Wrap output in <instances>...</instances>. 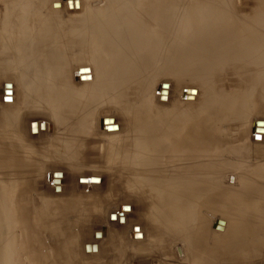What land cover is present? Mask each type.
Instances as JSON below:
<instances>
[{
  "label": "bare ground",
  "instance_id": "obj_1",
  "mask_svg": "<svg viewBox=\"0 0 264 264\" xmlns=\"http://www.w3.org/2000/svg\"><path fill=\"white\" fill-rule=\"evenodd\" d=\"M0 1V6L3 5L0 64L9 73V80L5 83L12 85V88L5 87L12 91V94L11 91L5 92L11 94L9 98L12 100L8 102L12 105H9L10 113L5 118L13 117L14 120L16 112L13 110L22 107L20 103L23 99L33 111L39 109L44 117L59 125L51 136L54 144L50 146L54 145L58 153L63 151V155L52 156L58 165L48 177L50 184L62 190L65 172L70 170L68 166H76L78 160H83L81 154L90 136L102 137L105 123L116 119L117 115L120 120L128 117L125 119L126 125L120 128V139L108 142L111 153L107 161H119L125 168L140 166L139 172L132 175L133 179L127 183L125 192L136 200L146 199L144 209L147 213L150 210L147 221L155 225L153 231L157 230L153 232L156 235L149 234V238L163 237L167 233L170 242L183 240L188 255L177 264H251L249 259L239 256L245 249H240L237 242L248 236L243 226L244 211H257L259 221L264 222V216H261L264 214V183L253 180L244 170H240L241 163L236 162L249 148L224 143L223 129L220 130L217 125L220 123L209 114H195L193 109H165L168 103L161 102L160 97H164L162 94L165 93L169 102L172 86L167 80L161 82L160 89H157L160 107L156 108L153 104L156 97L153 87L161 67L163 74H184L197 79L205 87H202L205 94L209 95L216 85L214 77L217 72L232 68L238 62L254 65L256 55L264 54V0L258 2L259 12L252 16L238 15L235 7L230 6L231 0H178L184 2L182 6L187 10L178 7L177 0H85L86 4L82 2L78 8L83 10L87 7L88 12L84 13L76 27L68 25V29L76 30L74 32L63 30L69 20L58 18L60 8H54L55 3H60L63 9L65 0ZM93 1L105 5L96 11ZM258 33L263 35L259 37L262 40L259 43L256 39ZM78 48L84 53L75 57ZM3 60L8 61L4 63ZM88 68L89 71L86 70ZM147 68H156V73H152L149 81L139 83V77L146 73ZM249 76L243 78L250 79ZM162 84L168 86L161 87ZM252 91L251 85L245 86L243 91L232 90L235 96L246 97L248 101ZM101 106L109 107L103 116H99L97 110ZM204 106L207 105L200 106L198 110ZM3 113L0 114V128L4 123ZM129 115L134 118L131 119ZM98 117L107 118L101 120V127L97 125ZM34 122L37 120L29 122L30 133L33 130L41 133L52 128V122L46 119L40 120L44 122L45 130L41 129L40 122L36 127ZM12 124L15 127L20 125L16 119ZM261 128H257L260 133ZM103 130L107 131V128ZM5 140L8 143V139ZM6 141H2L3 144ZM12 149H16L15 146L9 145L8 151ZM234 171L239 172L237 180L225 187L226 173ZM57 178L61 183L55 182ZM18 180L5 178V175L0 177V264H39L41 261L42 264H92L95 251L87 250L75 238L77 233L72 235L73 232H66L61 228L62 224L61 229L51 228V233L47 232L49 235L44 239V214L47 216L51 212L49 216L54 217L59 212L75 210L79 218L86 217L94 213V207H97L95 202L100 199L97 196L101 193H96L97 196L89 199L88 203L83 199L78 201L79 196L74 206L69 207L67 190H58L57 195L49 196L48 200L47 195H43L41 204L45 209L42 210L37 205L32 206V198L20 185L22 181ZM97 188L92 185V189H88L82 197L89 198L92 190ZM128 206L132 205L126 202L120 209L108 214L109 233L105 227L98 234L94 230L93 237L99 244L105 245L112 240V250L121 247L126 226L129 225ZM223 213L228 219L225 233L211 232L210 218L214 216L217 221V217L223 216ZM113 214H116L117 221ZM122 216L126 218L124 224L119 221ZM52 221L56 222L54 219ZM52 221L48 223L55 226ZM115 225L120 229L113 228ZM83 232H79L80 235ZM259 233L263 235L262 231ZM84 238H87L86 234ZM254 245L253 242L251 246ZM177 250L182 256V248L178 247ZM202 251L207 255L203 256Z\"/></svg>",
  "mask_w": 264,
  "mask_h": 264
},
{
  "label": "rangeland",
  "instance_id": "obj_2",
  "mask_svg": "<svg viewBox=\"0 0 264 264\" xmlns=\"http://www.w3.org/2000/svg\"><path fill=\"white\" fill-rule=\"evenodd\" d=\"M180 1H178V2L182 3V4L179 5L178 2H176V5H178V7H180V8H182V7L185 8V6H182V5H184V2H183L184 0L182 2H180ZM194 1L196 2L198 0H194ZM259 1L260 0H231L230 6H232L233 9L235 7L234 10L238 15H240V14L241 15H245V14L250 15L251 14V16H252L253 13L255 14L256 12H259V10H257V8L259 6V3H258ZM63 2H65L64 5L67 6V7L64 6L63 9H61L62 7H61L60 3H55V5H54V8H57L58 6L60 8L59 9L60 12L57 15V17L64 19V20L65 19L69 20L68 23L66 25H64L63 30H66L68 32H74L76 30H72L71 28H70L71 30L68 29L69 28L68 25L70 27L72 25L74 27H76L77 23H80V21L83 18L82 16H84L88 12V8L85 7L83 10H80L78 8V5L82 2H85V4H86V1L85 0H65ZM0 3L2 4L1 1H0ZM93 3L95 4V5H93V8L95 6L96 11L100 10L105 5V3H103V2L100 3V2L93 1L92 4ZM256 4H258V5H256ZM1 6H0L1 7L0 8V27L2 25V18H3V15H2L3 14L2 13L3 12V5H1ZM255 6H257V7H255ZM49 9H51V6H49ZM258 9H260V7ZM61 30L62 29H59V31H61ZM255 36H257V34ZM261 36H263V35L262 34L259 35V33H258V36L256 39H258L259 41L258 40H255V41H258V43H259L261 40L260 39ZM68 42L71 43L72 40L69 39ZM69 43H68V45H69ZM79 48H80V46H79ZM83 53L84 52L79 49L76 52L75 57H80L83 55ZM67 54L69 57V55H70L69 52H67ZM256 56H257V60H256L254 65L249 64V63H244V62L243 63L238 62V65L232 66V68H226L221 72H217L216 76L214 77L216 79L214 81V83H216V85L211 88V94H209V95L205 94V90L203 89L205 87H203L201 85V83L197 81V79H195V78L191 79V76L184 75V74H172V73H164L163 74L162 69L160 67L158 69L160 72V75L157 76L154 87H153V90L156 94L155 95L156 97L154 99L153 104L156 106V108L160 107L159 103L157 102L158 101V94H157L158 90L157 89H160L159 85L161 84V82H164L166 80L169 81L171 86H172L171 95H170V99L172 98V100L169 99V102H168L167 97H165V95H164L165 93L162 94L164 97H160L161 102L165 101V103H168V104H166L165 109H167L169 111H187L188 109L189 110L193 109V113H195V114H197V112H200L198 114H202L204 116H207L209 114L208 116H211L212 118L214 117L215 119H217L218 123H220V124H217L219 129L220 130L223 129L222 135L224 136L223 137L224 143H226V144L227 143L228 144L233 143L234 146L235 145L238 147L242 146V148L246 147V149L249 148L248 150H244L243 156L238 157L236 160L237 164L241 163L240 170L241 171L244 170L245 173L249 174L252 178H254L253 180L257 181L260 184H263L264 183V134H263L264 128H261V126H264V54H258ZM7 61L8 60H3L4 63ZM0 63H1V61H0ZM86 70L89 71V68ZM82 71H83V69L81 70V72ZM237 71H239V72H237ZM152 73L153 74L156 73V68L155 69L147 68L146 73H143L139 77L138 82L141 83L142 81H146V82H147V80L149 81L150 77L152 76ZM244 76H246V77L249 76L250 79H247L248 77L243 78ZM173 77H174V79H173ZM7 80H9V73L7 70H5L3 68V65L0 64V114H2L4 112L3 113L4 114V123L2 124V127L0 128V136H1V139L3 138L2 141H6L5 139H8V143H7V141H6V143H4L6 145H4L0 139V142L2 143V144L0 143V154H1L0 155V161H1V163H0V177H4V175H5V178H12L15 180L19 179L20 181H22L20 183V185L22 186V188L24 187V189L25 188L27 189V190L25 189V191L28 193V196L30 198H32V200H31L32 206L37 205L41 209L42 208L45 209L44 204H41V203H43L41 200L43 195H44V197L47 195L46 200H48V199H50L49 196H54V195H57L56 193H58L59 191L67 190V193L69 194L68 195L69 198H68L67 202H68L69 207H72L77 202L76 198H78L79 196L81 198H79L78 201H80V199H83L84 202L86 201L88 203L89 199L92 200L93 196H97L96 193H101L100 194L101 196L100 195L97 196L98 199L99 198L100 199H99V201L95 202V204H97V207H94V213H90L86 217L84 215V216H81L82 218H79L77 216V213L75 210L74 211L73 210H67L66 212H63V213L59 212L54 217L49 216L51 212H49V214L47 216H46V214H44V219L46 220L48 218L46 221L44 220V224H45L44 225L45 226L44 227V231H45L44 232V239L46 237H48L49 233H51V231L53 229L60 228L61 227L60 224H62L63 226L61 228L64 229L66 232H68V233L73 232L72 235H74L75 232L77 233L78 237H76L77 235L75 234V238H77L79 241H81L80 243L84 247H86L87 250H90L93 252L95 251L93 253L94 259L91 262L92 264H95L97 261H98L97 262V264H98L100 261H102V259H104L106 257L109 258L107 260V262L105 260V261H102L101 264H114V263L125 264L127 262L128 263L132 262L131 264H177L180 262V260H183L184 258H186V256L188 254L186 253V251L184 249L185 245H183L184 244L183 240H181V239L175 240L174 239V240H171V242H170V239L167 238V237H169V235L167 233L165 235H163V237H159L158 236L159 234H158L157 235L158 237L156 236L157 238L150 239L151 238L150 235L153 234L155 236L156 235L155 233L157 230L153 231L152 229H155V227H154L155 225L153 226L151 221L150 222L147 221V220H149V211L150 210L147 213L146 209H144L147 206V202L144 203L146 201V199H139V200L137 199L136 200V198L134 199L130 194L125 192L127 183L131 182V179H133L132 175H135L136 172H139L140 166H138V167L129 166L128 168H125L126 166L121 164L119 161H116V162H112L111 160L107 161V159L109 158L110 153H111V145H109L108 142L112 141V140H119L120 139V137H119L120 128L125 123H127V120H125V119H129L127 116H126L127 118L124 117L125 119L122 118L125 121L120 120L119 115H117V116L115 115L116 119L107 121L108 123L106 122L104 127H103V129L107 128V131H104L101 128L102 131L104 132V135L102 137L101 136H90V138L87 140L89 143L86 142L87 146H85L83 148V152L81 154V156L82 155L84 156V157L82 156L83 158L81 157L83 160L81 159L82 161L78 160L79 162L78 163L76 162L77 163L76 166L74 165L76 168L74 166L72 167L71 165H70V167L68 166V168L71 170V172H70V170L65 172V179L66 180H64V183H63L64 188L62 190L60 188L56 189L54 186H52L50 184V182L48 180L50 178H48V177L52 173V171L56 168V166L58 165L57 163H55L56 161H54V158L57 156L63 155V154H61L63 151H60V153H58L55 151L54 145L50 146V145L54 144L51 136L54 135V133H55L54 131L56 130L57 126H59V125L58 124L56 125V123L54 121H50V119H48L46 116H45L46 117L45 118L44 114L39 109H37V110L34 109V111H33V109H31L30 106L27 105V102L23 101V99H22L21 103L19 100H16V102H18V104L20 103V105L22 107H19V108L16 107V109L13 110L14 112H16L14 120H13V117L12 118L11 117L5 118V116L8 113H10L9 112V105H12V104H8V102H10V103L12 102L11 98H9V97H11L10 95L12 94V91H11L12 85L5 83ZM192 80H195V81H192ZM248 80H250V81H248ZM3 84H4V86H2ZM163 85L168 86V84H162L161 87H163ZM250 85L254 90V92L252 91V94H251L252 96H250V99L253 100L254 102L253 101L250 102V99L248 101V99L246 97H237L232 92V90L238 91V92L241 90L243 91L245 86H250ZM7 86H11V88L10 89L6 88L7 89L6 90L5 87H7ZM224 87H225V89H223ZM259 90H260V92H259ZM8 91H11V94L5 93ZM212 91L213 92L215 91V92L213 93ZM257 92H259L261 94H258ZM4 94H5V97H3ZM16 94H19V91H18V93L16 91ZM253 94L255 96H253ZM251 97H253V99ZM232 98H236V99H232ZM207 99H210V100H207ZM227 100H229V101H227ZM243 100L245 102L247 101L246 103H252V105L248 104L251 107L247 106V104L244 103ZM210 102H212V103L210 106H208V104ZM204 104H206L208 107L204 106L203 108L199 109V110H201V109H203V110L199 111L198 108ZM108 108H109L108 106L98 107L97 110L99 111V116L101 114H102L101 116H103L104 113L107 114L106 111H109ZM153 109H154V106H153ZM13 111L11 113H14ZM238 113H239V115H238ZM18 114L20 116H18ZM129 116L131 119L134 118L133 115H129ZM15 119L17 122L20 123V125L18 127L13 126V124H12V121H15ZM44 119H46V121L52 122L51 123L52 128L49 131L45 130L46 128L43 124L44 122H42V123L40 122V120H44ZM103 119L105 121L107 118H104V117H98L97 118V125L98 126L101 127V120L103 121ZM32 120H34V121L37 120V122L33 123L35 127L37 126L38 122H40L41 126L43 127L41 129L43 130L45 128L44 129L45 131L39 133V130H33V132L30 133L29 132V122H31ZM221 121H223V122H221ZM256 123H261L262 125H254ZM16 128H18V130ZM257 128L262 129V132H261L262 135H258V133L259 134H261V133L257 131ZM36 129H38V128H36ZM6 130L7 131L10 130V131L7 132ZM4 134L5 135L7 134V137L5 136L6 138L3 137ZM11 136H13V139ZM8 144L10 146H15L16 149H12V150L8 151V146H9ZM251 149H252V151H251ZM53 151H54V153H53ZM52 156H54V158ZM79 158H80V155H79ZM105 158H106V162H104ZM54 163H55V165H53ZM79 163H81V164H79ZM1 164L3 165V167ZM44 165H46L45 169H44ZM5 168H7L6 170L8 171V173L5 170ZM10 168L14 171L15 174L13 173V171ZM258 170H259V174L257 173ZM16 171H18V172H16ZM260 171H263V173H261ZM101 173H103V174H101ZM238 174H239L238 171L226 173V177L224 180L225 187L230 185L231 181H233V182L236 181ZM55 175H60V174L56 173ZM61 177H62V175H61ZM74 177L76 180L75 179L73 180ZM55 182L61 183V180L57 178V179H55ZM92 185H94L95 187H98V188L101 187V188H99V189L97 188V189L92 190V192H91L92 196L88 195V196H90L89 198H85V197L83 198L82 194L85 193L88 189L91 190ZM43 186H45V188ZM88 186H90V187H88ZM70 188H73V189L71 190ZM69 191L71 192V194L69 193ZM72 191H73V193H72ZM111 191L112 192L114 191L115 193H109ZM40 192H42L43 194ZM104 192L109 193V194L103 195ZM124 192L127 194H125ZM37 193H38V195H37ZM39 195H42V196L40 197ZM75 195H76V197H75ZM73 197H75V198H73ZM34 202H36L38 204H35ZM126 202H129L130 205H132V206L126 207V211L130 212L129 215H127L129 225L126 226V233H125L126 235H125V237H123L124 239H122V241H121L122 244H121V247L119 249V250L123 251L121 253L124 255H122L119 252V250L118 251L116 250L117 247L114 250H112V248H110L111 252L109 251L110 253L109 252L106 253V252H104V248H103V247H105L106 244L105 245L99 244L100 242L95 240V238L93 237L94 236L93 232L95 230V232H97L96 234H98L99 233L98 231H101L105 227V229L109 233L110 232L108 230L109 229V225H108L109 221L107 219L108 214L110 212L117 211L118 209H120V206ZM127 208L129 210H127ZM95 209L98 210L99 212L95 211ZM131 209L133 211H131ZM104 211H106L105 212L106 215H105ZM95 212H97L98 214H96ZM44 213H48V212L45 211ZM144 213L147 215V217ZM244 213L245 214H244V219H243V223H244L243 226H244V229L246 227V230L248 232V236L245 239L239 240L240 242H237V245L239 244L240 249H243V250L245 249L244 251H241L242 253L239 256L241 258L246 257L247 259L250 260L251 264H264V222L259 221V217H260L259 213L253 209H249L247 211H244ZM90 215L92 218L90 217ZM76 216L78 217V219H76L77 218ZM112 216L115 218V221H117L116 214H113ZM261 216H264V214H261ZM98 217H100V218H98ZM145 217L148 219H146ZM52 219H54V221L56 220V222H55L56 224L52 221ZM125 219L126 218H123V216H122L121 219L119 220L120 223L124 224ZM49 220L52 221L51 223H54L55 226H51L50 222L48 223ZM88 220L90 223L88 222ZM93 220H94V222H93ZM103 220L105 221V223L103 222ZM106 220H107V224H106ZM218 220H219V223H218ZM262 220L264 221V218H262ZM227 221H228V219L225 216V213H223V216L217 217V221H216L214 216L211 217L210 218V223H211L210 231L222 233V234L225 233V230L227 229V225H228ZM256 221L259 224L256 223ZM69 223H70V225L68 226ZM82 223L84 226L81 225ZM71 224L74 227L71 226ZM150 225L153 226L154 228L151 227ZM78 226L80 227V229L78 228ZM46 227H47V229H46ZM116 227L118 229H120L117 225H115L113 228H116ZM51 228H52V230H51ZM73 228L75 229V231ZM91 228H94V229H91ZM83 229H84L85 233L83 232ZM143 229H144V231H143ZM149 229H150V231H149ZM46 230H48V231H46ZM88 230H89V232H88ZM216 230H218V231H216ZM81 231L83 232V235L82 234L80 235ZM261 231L263 234L262 236H260V233H259ZM47 232H49V233H47ZM141 232H143V234ZM153 232H155V233H153ZM88 233H90V235ZM85 234H86V237L88 239L84 238ZM96 237H101V235H99V236L96 235ZM147 237L148 238L150 237V238L147 239ZM81 238L82 239L84 238V239L82 240ZM143 238H144V240H143ZM85 240H87V241H85ZM140 240H141V243H140ZM148 240H150V242ZM96 241H97V243H95ZM142 241H145V242H142ZM163 241H164V243H163ZM83 242L85 244H83ZM253 242L255 243V245L251 246ZM141 244H142V246H141ZM85 245H87V246H85ZM91 247H92V249H91ZM178 247H181L183 250L182 256H179V254H178V250H177ZM108 254H109V256H107ZM201 254L203 256L207 255L205 251H202ZM44 260H45V257H44ZM41 262L40 263L38 262V263L42 264ZM44 263H45V261H44ZM30 264H32V263L30 262Z\"/></svg>",
  "mask_w": 264,
  "mask_h": 264
},
{
  "label": "crops",
  "instance_id": "obj_3",
  "mask_svg": "<svg viewBox=\"0 0 264 264\" xmlns=\"http://www.w3.org/2000/svg\"><path fill=\"white\" fill-rule=\"evenodd\" d=\"M111 244H112V240H110V242L109 243H106V245H105V247H104V252H109L110 251V246H111ZM120 248H118L117 249V251L119 250ZM107 256H109V254L107 255ZM105 260H108V258L106 257V258H104V259H102V261H105ZM102 261H100V263H98V264H101V262ZM132 262H127V263H125V264H131ZM97 264V263H96ZM114 264H118V263H114ZM119 264H122V263H119Z\"/></svg>",
  "mask_w": 264,
  "mask_h": 264
},
{
  "label": "water",
  "instance_id": "obj_4",
  "mask_svg": "<svg viewBox=\"0 0 264 264\" xmlns=\"http://www.w3.org/2000/svg\"><path fill=\"white\" fill-rule=\"evenodd\" d=\"M254 125H256V124H254Z\"/></svg>",
  "mask_w": 264,
  "mask_h": 264
}]
</instances>
